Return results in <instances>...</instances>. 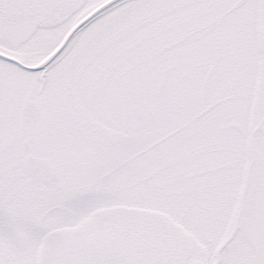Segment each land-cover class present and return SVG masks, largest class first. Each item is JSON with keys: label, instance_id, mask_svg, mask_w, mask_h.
Returning a JSON list of instances; mask_svg holds the SVG:
<instances>
[{"label": "snow or ice", "instance_id": "6c2138e0", "mask_svg": "<svg viewBox=\"0 0 264 264\" xmlns=\"http://www.w3.org/2000/svg\"><path fill=\"white\" fill-rule=\"evenodd\" d=\"M0 264H264V0H0Z\"/></svg>", "mask_w": 264, "mask_h": 264}]
</instances>
